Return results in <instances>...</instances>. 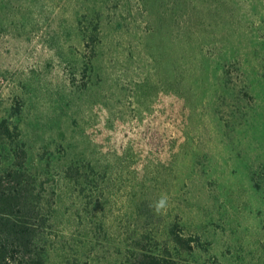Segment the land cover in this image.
Listing matches in <instances>:
<instances>
[{"label":"rangeland","instance_id":"obj_1","mask_svg":"<svg viewBox=\"0 0 264 264\" xmlns=\"http://www.w3.org/2000/svg\"><path fill=\"white\" fill-rule=\"evenodd\" d=\"M92 8L103 42L73 78L76 16ZM6 117L32 171L89 159L119 177L107 191L121 230L140 232L147 204L195 240L193 264H264V0H0ZM50 171L49 193L62 184ZM63 190L70 233L85 199Z\"/></svg>","mask_w":264,"mask_h":264},{"label":"trees","instance_id":"obj_2","mask_svg":"<svg viewBox=\"0 0 264 264\" xmlns=\"http://www.w3.org/2000/svg\"><path fill=\"white\" fill-rule=\"evenodd\" d=\"M101 15L99 8L98 12L92 8L88 14L76 16L78 38L86 51L70 55L66 62L73 78L86 71L96 55L97 43L103 42L96 35ZM20 125L7 117L0 120V264L194 263L195 240L176 220L164 226L167 215L160 222L159 216L155 220L147 204L138 205L139 210L145 209L139 219L146 220L140 232L134 229L130 234L116 225L109 207L114 194L107 189L118 184L119 177L110 175L99 160L87 159L85 164L54 163L51 158L41 164L37 161L36 168L47 178L51 166L59 170L55 175L61 189L49 193L40 177L44 174L31 169L35 153ZM69 185L85 199L84 211L77 214L78 222L71 224L74 230L70 233L61 221L60 210L63 189Z\"/></svg>","mask_w":264,"mask_h":264},{"label":"clouds","instance_id":"obj_3","mask_svg":"<svg viewBox=\"0 0 264 264\" xmlns=\"http://www.w3.org/2000/svg\"><path fill=\"white\" fill-rule=\"evenodd\" d=\"M166 204H167V199L161 198L155 205L156 211L159 212V211L165 209Z\"/></svg>","mask_w":264,"mask_h":264}]
</instances>
